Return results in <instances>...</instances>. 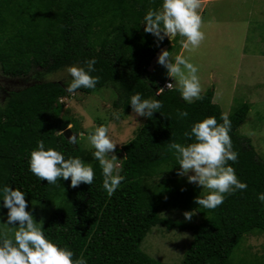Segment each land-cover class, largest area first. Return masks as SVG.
Returning <instances> with one entry per match:
<instances>
[{"label":"trees","instance_id":"trees-1","mask_svg":"<svg viewBox=\"0 0 264 264\" xmlns=\"http://www.w3.org/2000/svg\"><path fill=\"white\" fill-rule=\"evenodd\" d=\"M161 4L162 0H0V73L38 78L28 85L0 88L5 93L0 100V188H20L25 197L46 204L66 197L42 230L60 246H68L73 259L83 257L88 264H159L141 249L146 234L158 224L193 232L180 264H228L246 233L264 231V203L258 199L264 192V159L239 131L250 111L248 103L227 115L233 150L239 154L236 162L228 163L247 189L207 209L195 203L202 188L177 174L180 166L168 142H194L184 133L207 117L222 123L224 112L214 101V89L189 104L173 78V86L164 88L167 79L152 73L161 51L173 46L170 39L158 41L144 31V15ZM92 57L96 59L92 75L100 77L95 88L69 93L70 75L62 81L43 79L69 66H85ZM103 87L114 91L112 105L122 118L132 110L129 100L135 93L163 102L164 115L155 112L146 117L137 134L116 150L125 179L112 195L102 188L94 148L83 149L78 138L75 144L69 142L68 137L80 132V125L65 107L75 93L89 95ZM178 110H186L188 116L178 119ZM38 140L45 142L46 150L51 147L65 158L91 163L92 185L82 182L71 187L70 178H57L55 184L40 181L28 163ZM170 208L195 212L201 220L190 223L159 215ZM3 239L10 238L0 234Z\"/></svg>","mask_w":264,"mask_h":264},{"label":"clouds","instance_id":"clouds-1","mask_svg":"<svg viewBox=\"0 0 264 264\" xmlns=\"http://www.w3.org/2000/svg\"><path fill=\"white\" fill-rule=\"evenodd\" d=\"M201 0H162L158 9H149L143 17L144 31L153 34L158 41L165 38L172 40L179 34L185 37L182 42L183 49L191 51L197 48L205 38L202 28V17L198 12ZM160 65L167 69L168 76L174 78L182 99L187 103L201 98V83L198 68L182 55L170 59L169 51L162 50L158 56ZM96 59H87L85 66H69L67 72L71 81L67 82L66 91L74 92L79 88H95L100 77L92 75L96 71ZM173 83L165 81L163 87L171 88ZM163 88L157 90L160 94ZM129 104L132 112L139 117H153L155 112H161L163 102L154 97L142 98L141 93L130 97ZM162 115H164L161 112ZM119 118L117 112L113 113ZM188 116L186 110H178V119ZM222 123H217L215 117H207L195 122L190 132H185V137L194 138V142L182 144L170 140L168 150L176 157L178 176L187 177L189 183L201 187L202 192L195 197V203L207 209H215L221 205L226 196L246 190L247 183L241 181L234 167L229 161L236 162L238 153L233 150L231 136V121L227 114L221 115ZM71 128V124H68ZM80 134L68 137L70 143L75 144ZM88 143L94 148L93 157L99 162L102 170V188L112 195L121 181L125 179L120 174L119 161L116 154L117 143L109 135V127L97 126L88 135ZM29 170L40 181L46 180L48 184H55L57 178L68 180L70 186L77 187L82 182L92 185L94 170L91 164L84 162L79 157L65 158L61 151L54 148L45 149L43 140L37 141V146L30 153ZM192 174H189V173ZM2 205L7 208V219L4 225L13 227L19 222L18 230L11 239L0 240V264H88L83 257L73 259L74 252L68 246H60L57 242L47 237L34 219L31 211L26 210L27 193L20 188L11 186L0 188ZM258 199L264 203V192L258 194ZM187 220H191L192 211L184 212Z\"/></svg>","mask_w":264,"mask_h":264},{"label":"rangeland","instance_id":"rangeland-1","mask_svg":"<svg viewBox=\"0 0 264 264\" xmlns=\"http://www.w3.org/2000/svg\"><path fill=\"white\" fill-rule=\"evenodd\" d=\"M198 12L202 17L204 40L189 51L182 47L185 37L177 34V38L171 40L173 46L168 50L169 57L174 60L176 55H182L197 66L202 88L200 95L214 89V101L224 114L228 115L232 108L243 102L248 103L250 111L239 131L251 139L258 155L264 159V0H210L207 4L201 2ZM157 61L158 57L151 68L154 76L163 81L170 80L172 77L168 76L167 69ZM69 75L66 68L48 73L43 79L62 81ZM37 79L35 74L21 79L0 73V88H16ZM4 95L0 89V100ZM115 96L111 88L103 87L89 95L77 92L66 101L69 115L79 122L78 143L83 149H93L87 138L97 126L109 127V135L117 143L116 150L141 128L146 117H139L132 110L125 118L113 116L116 112L112 105ZM25 199L28 202L26 210L31 211L43 229L66 197H55L47 204L28 197ZM7 211V208H0V234L14 240L19 222H16L17 227L4 225ZM184 212L170 208L159 215L190 223L200 222L199 214L192 212L191 220H187ZM192 239L193 232L189 229H167L158 224L146 234L141 249L159 264H180ZM228 264H264V231L246 233L230 255Z\"/></svg>","mask_w":264,"mask_h":264},{"label":"crops","instance_id":"crops-1","mask_svg":"<svg viewBox=\"0 0 264 264\" xmlns=\"http://www.w3.org/2000/svg\"><path fill=\"white\" fill-rule=\"evenodd\" d=\"M210 0H204L205 4H207Z\"/></svg>","mask_w":264,"mask_h":264}]
</instances>
